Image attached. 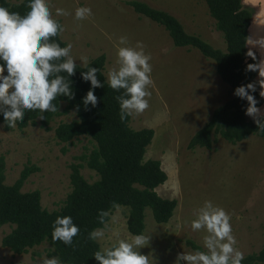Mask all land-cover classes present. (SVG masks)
<instances>
[{"label": "rangeland", "instance_id": "1", "mask_svg": "<svg viewBox=\"0 0 264 264\" xmlns=\"http://www.w3.org/2000/svg\"><path fill=\"white\" fill-rule=\"evenodd\" d=\"M15 3L21 0H7ZM129 0H49L53 16L64 26L59 36L72 44L75 63L80 57L92 58L104 54L103 74L119 67L118 48L121 36L129 46L137 41L151 54L153 85L150 107L139 115L130 116L133 129L152 128L153 137L146 147L144 159H157L167 174L164 183L156 187L164 198L176 200L172 216L157 223L149 208L145 209L143 235L150 236L149 244L139 251L149 256L150 264H175L178 253L195 250L189 241L204 247L205 231H193L190 223L205 201L224 208L231 215L237 247L245 255L258 252L264 245V137L249 135L246 139L229 143L219 134L210 149L187 147L190 137L210 117L213 109L231 97L229 86L215 70L214 61L195 48L173 45L163 26L136 13ZM174 15L189 33L200 35L213 47L225 50L221 31L209 15L204 0H140ZM249 8L252 18L249 37L264 38V0H241ZM78 7H90L92 15L75 19ZM69 15L56 16V9ZM258 61L264 59L259 45H250ZM249 50V45L247 47ZM7 75V71H5ZM258 72L253 81L258 79ZM257 91L260 87L257 84ZM264 110V102L259 107ZM250 117V116H248ZM76 118L73 109L60 103L58 114L43 128L38 119L23 129H6L0 123V155L5 160V183L12 184L25 166L37 167L24 181L21 191L38 190L41 206L59 209L71 190V165L81 163L80 173L89 182L98 178L85 158L95 147L93 140L79 136L72 142H59L54 128L61 122ZM129 207L116 205L101 228L104 238L96 240L100 250L118 238L131 239L134 234L126 227ZM9 224L0 225V264H42L51 255V245L44 241L27 251L16 254L3 247L1 238L10 231ZM95 229V230H97ZM180 264H186L180 261ZM255 264H264L258 262Z\"/></svg>", "mask_w": 264, "mask_h": 264}, {"label": "trees", "instance_id": "2", "mask_svg": "<svg viewBox=\"0 0 264 264\" xmlns=\"http://www.w3.org/2000/svg\"><path fill=\"white\" fill-rule=\"evenodd\" d=\"M209 15L215 20L216 28L221 31L226 43L225 50L213 47L200 35L189 33L182 23L169 12L150 6L140 0H129L136 13L164 27L173 45L197 49L203 56L214 61L215 70L220 78L229 86L231 97L215 107L209 119L190 137L187 147L196 146L210 149L219 134L224 140L235 144L249 135L264 137V131L258 129L251 117L245 114L248 102L234 95L240 85L253 82L256 72H246L248 63L253 61L246 57L248 28L252 18L249 8L243 7L241 0H204ZM29 0L11 3L0 0V6L10 11L25 15ZM58 20V19H57ZM59 21V20H58ZM60 23V22H59ZM61 47L65 42L56 36L53 38ZM4 63L0 60V64ZM105 55L100 54L89 61V67L99 69L97 78L103 87L95 88L98 104L85 108L83 98L91 88L90 81H84L81 73L87 71L77 64L75 75L68 77L74 98L59 96L55 101L59 109L64 102L67 109H73L76 118L69 122H61L54 128L55 138L59 142H72L79 136H86L94 141L95 147L85 158L80 156L98 178L87 181L80 173L81 163L71 165V190L66 195L59 209L47 210L41 206L40 192L31 190L23 192L21 187L28 176L37 169L25 166L19 177L12 183H5V160L0 155V225L9 224L11 229L1 238L3 247L13 253L20 254L29 248L46 241L52 247L51 255L58 257L62 264H99L93 254L100 250L96 240L89 239V234L101 228L108 219L107 214L116 206L129 207L126 219L127 230L134 234H142L145 223V209L149 208L157 223H164L172 216L176 200L161 197L155 190L167 179L157 159H144L146 147L152 140V128L133 129L128 122L130 116L121 120L120 105L116 97L124 94V90H113L105 79L103 68ZM67 77L66 73H61ZM260 107L264 98L256 90L252 93ZM58 114L56 112L40 113L39 110H26L23 121L17 122V129H23L38 119L40 125L49 129V122ZM43 115L44 119L39 117ZM0 123L11 129L0 112ZM71 216L79 229V235L73 238V245H65L62 241L52 240L53 223L57 217ZM195 250L199 245L189 241ZM241 264L264 263V245L256 253L244 256Z\"/></svg>", "mask_w": 264, "mask_h": 264}, {"label": "clouds", "instance_id": "3", "mask_svg": "<svg viewBox=\"0 0 264 264\" xmlns=\"http://www.w3.org/2000/svg\"><path fill=\"white\" fill-rule=\"evenodd\" d=\"M29 11L25 15L10 11L0 6V112L5 123L15 128L17 122L24 119L26 110L56 112L58 108L53 103L59 96L74 98L71 81L68 77L75 75L77 64L72 56V44L61 47L53 38L64 32V26L53 16L49 0H29ZM90 7H78L75 19L84 20L92 15ZM69 13L61 8L56 9V16H66ZM124 45L118 48V69L108 72V85L116 91L124 90L123 95L116 97L120 105V118L139 115L150 107V91L153 85L151 77V54L146 53L143 42L137 41L135 46H129L126 36L119 38ZM248 45H259L264 50V38L253 40L248 38ZM246 57L257 60L256 53L249 48ZM264 55V52H262ZM80 61L87 71L81 73L84 81H90L91 88L83 98L85 108L89 104L96 107L98 97L95 88L103 87L97 78L99 69L89 67L86 56ZM7 71V75H5ZM246 72H258V79L246 85L235 88L234 95L246 99L248 106L245 114L264 131V110L259 108L258 100L252 94L260 87L259 95L264 98V59L248 63ZM61 73H66L67 77ZM40 119H44L41 115ZM101 222L106 212H101ZM231 215L222 207L215 206L211 201H205L196 212V218L190 223L193 231H205L204 247L207 251L178 253L175 264L185 261L186 264H241L244 253L237 247L238 241L233 234L230 223ZM80 229L74 224L71 216L57 217L53 223L52 240L62 241L72 246L73 238L79 235ZM104 231L97 229L89 234V239L104 238ZM150 236L138 234L131 239L118 238L109 247H103L93 256L99 264H150V258L139 249L147 246ZM42 264H62L58 257L42 260Z\"/></svg>", "mask_w": 264, "mask_h": 264}, {"label": "crops", "instance_id": "4", "mask_svg": "<svg viewBox=\"0 0 264 264\" xmlns=\"http://www.w3.org/2000/svg\"><path fill=\"white\" fill-rule=\"evenodd\" d=\"M248 32H249V28H248ZM248 38H249V34H248ZM248 40V39H247ZM247 47H248V44H247ZM249 48H250V45H249ZM257 54V53H256ZM258 76V75H257ZM259 88H257L258 90Z\"/></svg>", "mask_w": 264, "mask_h": 264}]
</instances>
